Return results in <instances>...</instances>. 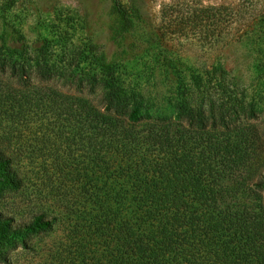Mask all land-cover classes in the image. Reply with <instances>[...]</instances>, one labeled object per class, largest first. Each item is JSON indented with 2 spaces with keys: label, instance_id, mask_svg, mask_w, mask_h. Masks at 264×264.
<instances>
[{
  "label": "trees",
  "instance_id": "16d2710c",
  "mask_svg": "<svg viewBox=\"0 0 264 264\" xmlns=\"http://www.w3.org/2000/svg\"><path fill=\"white\" fill-rule=\"evenodd\" d=\"M132 5L112 0L116 44L142 19ZM105 61L77 75L50 41L0 36V198L23 185L14 150L24 139L49 143L44 169L67 186L25 223L0 212V246H26L59 224L68 234L45 264H264V119L255 103L214 68L192 77L200 95L161 127ZM71 127L89 162L67 175L57 152Z\"/></svg>",
  "mask_w": 264,
  "mask_h": 264
},
{
  "label": "rangeland",
  "instance_id": "374dc122",
  "mask_svg": "<svg viewBox=\"0 0 264 264\" xmlns=\"http://www.w3.org/2000/svg\"><path fill=\"white\" fill-rule=\"evenodd\" d=\"M121 2L130 8L135 3L142 17L123 45L113 42L112 0H0V36L12 30L30 45L50 41L55 58L64 60L66 66L73 63L71 70L77 75L89 72L90 61L103 57L117 67L132 102L140 104L142 114L161 127L177 123L178 105L185 97L200 95L192 77H206L214 68H221L228 83L245 91L264 119V0ZM77 62H81L80 70ZM54 88L65 92L58 85ZM72 127L66 129L69 141L59 142L57 152L68 165L67 175L82 172L89 162ZM43 131L46 136L50 133L46 128ZM172 134L176 136L177 131ZM46 142L24 139L15 147L14 152L22 157L17 169L23 185L0 198V212L19 223L58 203V190L67 187L47 176L44 168L52 159L45 157L50 152ZM31 156L39 159L26 158ZM67 234L65 225L58 224L47 233L31 236L26 246L25 241L0 246V264L50 263L49 251H57Z\"/></svg>",
  "mask_w": 264,
  "mask_h": 264
}]
</instances>
